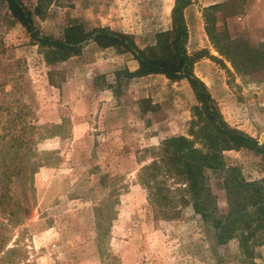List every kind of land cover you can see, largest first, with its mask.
I'll use <instances>...</instances> for the list:
<instances>
[{"label": "rangeland", "instance_id": "1", "mask_svg": "<svg viewBox=\"0 0 264 264\" xmlns=\"http://www.w3.org/2000/svg\"><path fill=\"white\" fill-rule=\"evenodd\" d=\"M22 1L34 13L40 2ZM174 3L51 0L34 19L41 35L108 27L145 49L172 28ZM184 15L194 73L224 121L264 144V0H193ZM138 68L117 45L42 44L0 0V264H243L240 237L219 241L192 203L177 219L155 215L139 178L154 149L179 135L209 149L191 135L200 103L188 79L128 77ZM221 160L264 178L256 149L230 147ZM224 175L204 174L219 211L229 207ZM253 248L250 261L264 264V242Z\"/></svg>", "mask_w": 264, "mask_h": 264}, {"label": "trees", "instance_id": "2", "mask_svg": "<svg viewBox=\"0 0 264 264\" xmlns=\"http://www.w3.org/2000/svg\"><path fill=\"white\" fill-rule=\"evenodd\" d=\"M7 1L12 13L42 44L61 50H74L77 44L92 39L101 47L117 45L133 54L139 68L134 72L127 70L128 77L161 73L171 80L188 79L200 103L192 121L191 135L200 138L209 150L204 152L185 135L168 137L154 149L153 160L141 168L139 178L149 190V200L155 207L157 217L177 219L182 216L184 207L192 203L195 212L214 225L219 241L226 243L237 235L240 237L243 264H256L250 259L253 257V247L264 242V178L260 181L243 179L236 168L223 163L221 153L224 149L242 146L264 153V144L260 145L257 139L230 127L224 121L207 85L193 71L195 60L186 47L189 30L184 15L193 0H175L172 28L158 33L155 44L145 49L137 45L132 35L108 27L97 28L76 39L68 37L60 40L41 35L36 29L34 14H40L51 0H40L35 13L22 0ZM217 141L224 144L223 147L218 148ZM207 168L225 174L229 199L226 211H219L207 203L213 199L208 184H204ZM14 253L11 251L9 255Z\"/></svg>", "mask_w": 264, "mask_h": 264}]
</instances>
